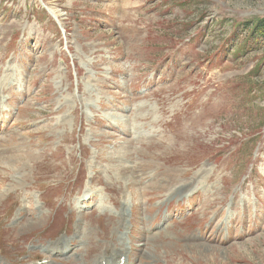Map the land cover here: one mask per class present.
Instances as JSON below:
<instances>
[{"label": "rangeland", "instance_id": "374dc122", "mask_svg": "<svg viewBox=\"0 0 264 264\" xmlns=\"http://www.w3.org/2000/svg\"><path fill=\"white\" fill-rule=\"evenodd\" d=\"M261 17L264 0H0V264L74 263L28 246L92 243L75 209L95 191L176 218L138 264H264V36L218 59Z\"/></svg>", "mask_w": 264, "mask_h": 264}, {"label": "bare ground", "instance_id": "6f19581e", "mask_svg": "<svg viewBox=\"0 0 264 264\" xmlns=\"http://www.w3.org/2000/svg\"><path fill=\"white\" fill-rule=\"evenodd\" d=\"M47 8V7H46ZM47 11L49 12V14H50V16L58 23V25H59V21H58V19H57V17L55 16V15H52L53 14V12L51 11V10H49L48 8H47ZM132 22V21H131ZM140 24V23H139ZM130 39V38H129ZM141 116V115H140ZM110 120V119H109ZM203 125V124H202ZM144 137V136H143ZM15 156H10L9 158L10 159H13ZM203 170V169H202ZM176 180V179H175ZM160 184V183H159ZM91 194V193H90ZM92 195V194H91ZM90 195V196H91ZM1 197V196H0ZM1 199V198H0ZM90 199V198H89ZM80 207H77L76 209H75V211H77V212H79V213H81L79 210ZM44 208H42L41 210H43ZM36 225H37V223H35ZM80 230V229H79ZM82 230V235H83V233L85 232V230H87V237L88 236H90V235H93L94 236V238L95 239H98V235L94 232V231H92V230H90V229H88L87 227H84L83 229H81ZM73 239L74 238H72L71 237V239L69 240L70 242L72 241L73 242ZM61 240V242L59 241V244H56L57 242H55L54 243V245L52 244V246H45V247H43V250H42V256H46L48 259H51V258H53V257H57V258H60L61 260H70V259H72L77 253H75V248H73V247H69L68 245H64L63 243H62V239H60ZM71 242V243H72ZM99 242H100V244H102V241H101V239L99 238ZM93 243H95V242H92V243H90V244H93ZM76 247V246H75ZM81 249H82V251L80 252V253H85L86 252V247H84V246H82L81 247ZM103 251H104V246L102 245V248H101V250L100 249H98L96 252H95V254H94V256L93 257H91V258H89V256L91 255V251H90V253L87 255L88 257H87V260H86V264H104L103 263V259H99L98 257L99 256H103ZM1 253V252H0ZM122 253V252H121ZM124 257V256H123ZM3 258V257H2ZM120 262H121V259L119 258L118 260H116V263L115 264H120ZM125 264V263H124Z\"/></svg>", "mask_w": 264, "mask_h": 264}, {"label": "trees", "instance_id": "16d2710c", "mask_svg": "<svg viewBox=\"0 0 264 264\" xmlns=\"http://www.w3.org/2000/svg\"><path fill=\"white\" fill-rule=\"evenodd\" d=\"M246 26V27H245ZM243 28H247L246 30H249V36L245 35L244 39L241 44L236 45V39L240 35V31ZM245 30V31H246ZM253 33H257L259 36H264V17L256 18L249 21H244L241 23H237L232 32L228 35V37L223 41V45L225 47V51H222L221 53H224L223 56H220L218 59H222L228 55V52L230 49H236L235 53L236 56H239L240 54H245L247 52H250L253 45L250 41V37Z\"/></svg>", "mask_w": 264, "mask_h": 264}]
</instances>
